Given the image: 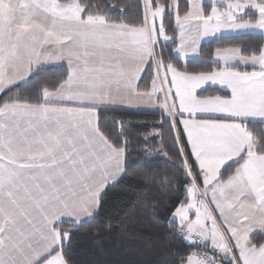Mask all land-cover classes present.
I'll list each match as a JSON object with an SVG mask.
<instances>
[{"label":"snow or ice","instance_id":"6c2138e0","mask_svg":"<svg viewBox=\"0 0 264 264\" xmlns=\"http://www.w3.org/2000/svg\"><path fill=\"white\" fill-rule=\"evenodd\" d=\"M0 264H264V0H0Z\"/></svg>","mask_w":264,"mask_h":264},{"label":"trees","instance_id":"16d2710c","mask_svg":"<svg viewBox=\"0 0 264 264\" xmlns=\"http://www.w3.org/2000/svg\"><path fill=\"white\" fill-rule=\"evenodd\" d=\"M213 47H215V45H213ZM112 195H115V193H113ZM83 243L86 247H93L96 242L93 241L91 238H85ZM100 243L104 246V248H103L104 251L112 252L115 250L117 238L116 237H109V238H106V239L100 241ZM157 259H158V257H157Z\"/></svg>","mask_w":264,"mask_h":264}]
</instances>
